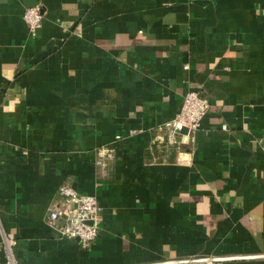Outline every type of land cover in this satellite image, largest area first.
<instances>
[{
    "label": "crops",
    "instance_id": "0c3cea01",
    "mask_svg": "<svg viewBox=\"0 0 264 264\" xmlns=\"http://www.w3.org/2000/svg\"><path fill=\"white\" fill-rule=\"evenodd\" d=\"M263 145L264 0H0V263L3 232L17 264H264ZM63 183L102 207L88 248L46 223Z\"/></svg>",
    "mask_w": 264,
    "mask_h": 264
},
{
    "label": "built area",
    "instance_id": "2783aa9c",
    "mask_svg": "<svg viewBox=\"0 0 264 264\" xmlns=\"http://www.w3.org/2000/svg\"><path fill=\"white\" fill-rule=\"evenodd\" d=\"M22 18L28 27L29 36L34 38L43 18L40 6L35 4L25 8ZM208 108L209 100L205 95L195 90L188 91L183 96L176 115L157 125L158 133L154 144L178 148L182 140L199 127ZM100 153L101 158L97 161L99 164L103 159H112L114 156L108 149H102ZM101 212L102 207L94 195L80 193L71 185L63 183L58 187L55 200L48 209L46 223L61 237L77 240L81 247L88 248L100 232ZM1 235L5 261L0 264H17L12 254V248L16 244L15 237L3 232ZM195 260L200 259H192Z\"/></svg>",
    "mask_w": 264,
    "mask_h": 264
}]
</instances>
